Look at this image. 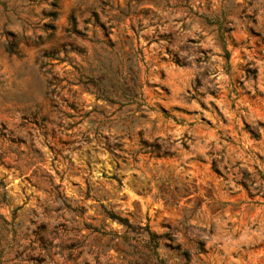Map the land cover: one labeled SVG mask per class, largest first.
Returning <instances> with one entry per match:
<instances>
[{"label": "rangeland", "instance_id": "rangeland-1", "mask_svg": "<svg viewBox=\"0 0 264 264\" xmlns=\"http://www.w3.org/2000/svg\"><path fill=\"white\" fill-rule=\"evenodd\" d=\"M0 264H264V0H0Z\"/></svg>", "mask_w": 264, "mask_h": 264}]
</instances>
